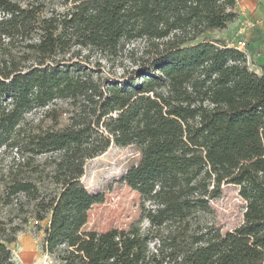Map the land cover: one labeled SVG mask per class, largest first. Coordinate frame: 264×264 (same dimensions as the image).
<instances>
[{"label": "trees", "instance_id": "16d2710c", "mask_svg": "<svg viewBox=\"0 0 264 264\" xmlns=\"http://www.w3.org/2000/svg\"><path fill=\"white\" fill-rule=\"evenodd\" d=\"M46 1L0 0V264H15L29 219L47 221L42 247L60 264H264V64L198 41L237 19L236 0ZM135 40L133 67L105 71ZM111 144L139 153L122 181L141 214L84 230L103 199L84 166ZM222 185L245 202L224 232L202 220Z\"/></svg>", "mask_w": 264, "mask_h": 264}, {"label": "rangeland", "instance_id": "374dc122", "mask_svg": "<svg viewBox=\"0 0 264 264\" xmlns=\"http://www.w3.org/2000/svg\"><path fill=\"white\" fill-rule=\"evenodd\" d=\"M26 2L28 0H15ZM64 0H47L49 9L60 10ZM260 6L261 18H264V0H236L238 11L244 8V13L238 12L237 19L230 23L228 27L221 31H213L201 36L198 41L207 39H221L227 44L240 38L241 29H245L243 40L246 42L245 48L241 49L244 54L252 52V48L260 37L256 10ZM254 12V13H253ZM245 21L249 27H245ZM264 22V21H263ZM146 44L143 40L126 42L112 62L102 60L105 71L111 70L116 74H121L124 69L133 67V58L140 56ZM251 64L255 62L251 61ZM41 110L34 111L27 115L28 120H37L41 117ZM1 157V154H0ZM139 159V153L132 146H116L111 144L101 155L86 161L84 174L81 178L84 186L92 194L102 196L100 203L92 205L88 212V221L84 230H94L103 232L111 228L126 229L139 219L141 214L140 195L130 189L123 181L122 177L126 170L135 164ZM0 162V173L2 164ZM211 210L202 215L203 222L219 228L222 232L231 230L242 222L245 202L238 195V188L233 185H222L220 195L210 201ZM19 213L14 210L13 216ZM20 218L15 217L14 222L19 223ZM47 221L38 225L34 219H29L26 225L18 233L16 241L9 245L15 264H60L52 257L48 256L42 247L43 228ZM143 226H148L144 221Z\"/></svg>", "mask_w": 264, "mask_h": 264}, {"label": "crops", "instance_id": "0c3cea01", "mask_svg": "<svg viewBox=\"0 0 264 264\" xmlns=\"http://www.w3.org/2000/svg\"><path fill=\"white\" fill-rule=\"evenodd\" d=\"M236 10L238 11V9L236 8ZM244 8L241 7V9L238 12H242L244 13ZM261 8L260 6H258L257 10H256V14H257V19L259 24V29L261 31V33L257 34V37H260L259 40L255 43V45L253 46V50L252 52L246 54V59L247 62L250 66V68L252 70H254L255 72H259L260 71V65L264 64V18H261L263 16L261 15ZM254 13V12H253ZM245 27H249V23L245 21ZM243 33H245V29H241L240 31V38H238L237 40H243ZM252 58L251 61L255 62V64H251L249 58Z\"/></svg>", "mask_w": 264, "mask_h": 264}, {"label": "built area", "instance_id": "2783aa9c", "mask_svg": "<svg viewBox=\"0 0 264 264\" xmlns=\"http://www.w3.org/2000/svg\"><path fill=\"white\" fill-rule=\"evenodd\" d=\"M228 45L232 46V47H235L238 50H241V49L245 48L246 42L244 40H235L234 42H231Z\"/></svg>", "mask_w": 264, "mask_h": 264}]
</instances>
